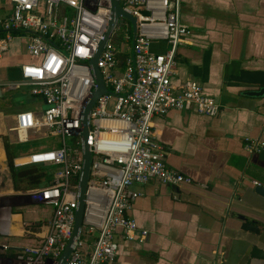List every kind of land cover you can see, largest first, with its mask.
<instances>
[{"label": "built area", "instance_id": "built-area-1", "mask_svg": "<svg viewBox=\"0 0 264 264\" xmlns=\"http://www.w3.org/2000/svg\"><path fill=\"white\" fill-rule=\"evenodd\" d=\"M10 1L11 14L0 18V59L16 40H24L28 54L37 60L23 63L20 79L5 82L2 87H28L45 103L38 114L19 112L15 131L21 142L35 135H52L59 136L61 143L58 148L33 151L23 158L21 165L59 167L49 185L28 191L30 203L48 204L54 215L43 245L26 249L37 254L35 262L28 255L6 260L7 264H41L36 262L42 257L38 254L48 252L54 264L74 227L83 165L81 116L97 87L90 61L112 19V0ZM120 3L137 18V31H127L116 40L122 28L119 22L98 59L110 92L101 95L92 108L88 136L92 164L83 228L67 264L114 263L119 249L117 235L133 240L139 230L137 221L128 215L143 194L137 186L152 180L169 186L193 182L165 159L164 147L153 130L156 116L196 108L203 115L215 117L222 110L219 101L204 94L198 80L189 78L180 84L172 80L178 48L193 34L181 20L183 0ZM162 40L169 43L168 50L153 51V43ZM247 148L251 152L262 149L260 143L248 144ZM255 184L259 185L257 181ZM24 226L27 229L30 223ZM90 237L93 243L88 252Z\"/></svg>", "mask_w": 264, "mask_h": 264}, {"label": "crops", "instance_id": "crops-1", "mask_svg": "<svg viewBox=\"0 0 264 264\" xmlns=\"http://www.w3.org/2000/svg\"><path fill=\"white\" fill-rule=\"evenodd\" d=\"M11 11V1L0 0V18ZM181 20L193 34L178 48L172 80H198L222 110L215 117L192 108L154 118L153 130L165 159L193 182L169 186L152 180L136 187L143 194L128 215L139 230L133 240L117 235L113 264H264V259L251 257L254 246L264 250V196L255 190V181L264 186V159L262 149L247 148L252 143L264 147V94H252L261 86L236 78L242 69L264 71V0H183ZM168 48L164 40L152 45L157 53ZM36 60L25 41L16 40L0 59V96L3 83L20 79V66ZM44 108L43 99L36 96L30 107L13 113L0 106V137L5 139V145L0 143V165L7 161L9 171L6 140L21 142L15 132L16 115L38 114ZM29 153L19 151L14 164ZM45 206L51 217L53 207ZM24 215L6 212L0 235L15 241L45 235L44 229L26 233L24 221L31 220ZM242 217L259 231L242 229Z\"/></svg>", "mask_w": 264, "mask_h": 264}, {"label": "rangeland", "instance_id": "rangeland-1", "mask_svg": "<svg viewBox=\"0 0 264 264\" xmlns=\"http://www.w3.org/2000/svg\"><path fill=\"white\" fill-rule=\"evenodd\" d=\"M120 27H122L120 29L121 32H118L116 40H121V38L127 33V31L133 33V26L130 20L122 18L120 20ZM32 100L33 96L29 92L28 87L23 86L18 90L5 89L4 93L0 96V106L4 109L5 112L13 113L16 110H20L21 108L25 109L30 107ZM7 121L9 123H13L12 120ZM1 142H3L5 145V139L0 137V143ZM12 143H17V141L13 140ZM60 143L61 138L59 136L41 137L40 135H35L28 141L20 142L16 145L22 148V153H28L38 150L58 148ZM72 147L73 150L76 149L74 145ZM73 153L74 152H72V154ZM72 156L74 157V155ZM16 165L22 166L19 161L16 163ZM57 171H59V167L55 168L54 170L55 173ZM26 184L27 182H21L20 184H16V182H14L12 175L7 167V161L5 162V165H3V163L0 165V224H4V221L6 222L5 214L6 212H9V210H12V213L25 214V218H29L31 220L29 221L31 222L30 226L25 229L26 233L31 234L33 233V231L38 232L44 229L46 230V234L51 227V219L53 218L54 212L53 215L49 217L50 209L45 206L48 204L29 203V201L31 200V196L28 191H31L32 189H24V186H26ZM43 237L44 235L41 238L35 239L34 234H31L28 236V238H23V241H19L18 239V241H15V239L4 238L0 235V264H7V260L14 261L18 255H28L35 262V257H37V254H33V252H30L29 250L27 251L26 249L27 247L29 248L31 246L41 247L43 245ZM92 243L93 237L88 238V241L86 243L88 252H90L91 250ZM38 255H41L42 257L38 260L39 262L36 261L37 263L52 264V262L54 261L52 255L48 252H40Z\"/></svg>", "mask_w": 264, "mask_h": 264}, {"label": "water", "instance_id": "water-1", "mask_svg": "<svg viewBox=\"0 0 264 264\" xmlns=\"http://www.w3.org/2000/svg\"><path fill=\"white\" fill-rule=\"evenodd\" d=\"M122 18L131 21L133 26V32L135 33L137 31V18L122 7L120 0H112V19L107 25V28L104 32L103 40L100 42V45L95 53V56L90 61V64L92 66V71L96 78L97 87L93 90L92 95L88 98L86 104L84 105L81 116L80 136L82 141L83 165L79 176V186H78V196H77L78 203L75 210L74 227L72 234L68 239L65 249L63 250L60 257L54 262V264L68 263L71 255L74 252L76 243L79 241L80 234L83 228L84 211H85V192L90 177L91 164H92V151L88 142L89 130L91 128V112L97 99L104 93L110 92L104 81V77L101 72V69L98 66V59L102 54V52L104 51L108 40L110 39L112 33L114 32V30L116 29L117 25L119 24ZM236 78L244 83L261 86V90L251 91L252 94L254 95L264 94V71L242 69L240 71L239 76H237ZM260 157L264 159V147L261 150ZM255 190L258 194L264 196L263 185H257ZM242 219L244 220V223L242 224V229L257 231V232L259 231L258 226H256L254 223L247 221L244 217H242ZM251 257L264 259V250L260 249L257 246H254L252 249Z\"/></svg>", "mask_w": 264, "mask_h": 264}, {"label": "trees", "instance_id": "trees-1", "mask_svg": "<svg viewBox=\"0 0 264 264\" xmlns=\"http://www.w3.org/2000/svg\"><path fill=\"white\" fill-rule=\"evenodd\" d=\"M70 143L73 144L74 140L71 139ZM21 149L22 148L18 145L11 144L8 140H6L9 167L14 182H16V184L27 182L26 186H24V189L26 190L41 188L49 185L54 178V170L56 166L39 164L17 166L14 164V159L19 156V151H21Z\"/></svg>", "mask_w": 264, "mask_h": 264}, {"label": "bare ground", "instance_id": "bare-ground-1", "mask_svg": "<svg viewBox=\"0 0 264 264\" xmlns=\"http://www.w3.org/2000/svg\"><path fill=\"white\" fill-rule=\"evenodd\" d=\"M13 191V190H12Z\"/></svg>", "mask_w": 264, "mask_h": 264}]
</instances>
